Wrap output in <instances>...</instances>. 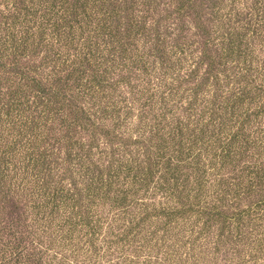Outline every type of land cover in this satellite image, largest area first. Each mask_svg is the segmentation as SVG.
<instances>
[{"label":"trees","instance_id":"1","mask_svg":"<svg viewBox=\"0 0 264 264\" xmlns=\"http://www.w3.org/2000/svg\"><path fill=\"white\" fill-rule=\"evenodd\" d=\"M0 264H264V0H0Z\"/></svg>","mask_w":264,"mask_h":264},{"label":"rangeland","instance_id":"2","mask_svg":"<svg viewBox=\"0 0 264 264\" xmlns=\"http://www.w3.org/2000/svg\"><path fill=\"white\" fill-rule=\"evenodd\" d=\"M24 206L16 200H11L6 203L0 202V218L5 220V223L13 220L14 223L18 224L19 221L25 220L23 213Z\"/></svg>","mask_w":264,"mask_h":264}]
</instances>
